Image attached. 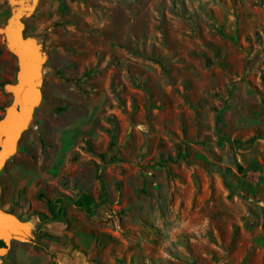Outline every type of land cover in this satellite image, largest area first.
<instances>
[{"label": "rangeland", "instance_id": "obj_1", "mask_svg": "<svg viewBox=\"0 0 264 264\" xmlns=\"http://www.w3.org/2000/svg\"><path fill=\"white\" fill-rule=\"evenodd\" d=\"M18 34L40 52V94L0 183L30 144L63 171L37 195L48 213L3 209L19 225L0 252L212 264L195 229L223 228L237 172L264 176V0H0V119L18 83ZM253 198L242 221L264 228V197Z\"/></svg>", "mask_w": 264, "mask_h": 264}, {"label": "crops", "instance_id": "obj_2", "mask_svg": "<svg viewBox=\"0 0 264 264\" xmlns=\"http://www.w3.org/2000/svg\"><path fill=\"white\" fill-rule=\"evenodd\" d=\"M31 146L33 145H27L24 150L19 149L5 171L0 194L1 206L5 211L17 214L28 210L48 213L47 202L39 200L37 195L41 188L47 186L49 189L57 184L63 170L57 164L54 169H45L43 160H52L53 156H43L41 151L37 155V150ZM261 174L260 167H249L244 173L237 172L234 178L236 192L231 201L225 195L226 190L223 191L225 205L221 211L230 215L227 222L223 223V228L219 224H213V230L208 229L215 230L214 233L206 228L195 229L200 231L199 238L195 239L197 244L205 247L199 251L201 261L212 264L219 261L225 264H263L264 228L260 226L253 229L250 223L242 221V217L250 211L253 197H264V176L261 178ZM25 217H29V214ZM40 219L36 218V227L40 224ZM31 222L34 223L33 220ZM30 226L32 225L26 227L31 230ZM13 244L17 249L10 247L5 254L0 252V264H38L36 257L40 255L34 246ZM254 247L257 252L250 256Z\"/></svg>", "mask_w": 264, "mask_h": 264}, {"label": "water", "instance_id": "obj_3", "mask_svg": "<svg viewBox=\"0 0 264 264\" xmlns=\"http://www.w3.org/2000/svg\"><path fill=\"white\" fill-rule=\"evenodd\" d=\"M17 40L15 51L20 58V71L18 83L13 88V101L0 119V170L14 153L40 94L35 84L34 69L40 52L35 45L24 42L19 34ZM18 225V220L3 210L0 198V240L8 247Z\"/></svg>", "mask_w": 264, "mask_h": 264}, {"label": "trees", "instance_id": "obj_4", "mask_svg": "<svg viewBox=\"0 0 264 264\" xmlns=\"http://www.w3.org/2000/svg\"><path fill=\"white\" fill-rule=\"evenodd\" d=\"M59 109H62V108H59ZM222 111L219 112V114L217 115V119L218 121H220L221 119V115H222ZM239 169H242V167L240 165H238ZM8 249V246L5 244V242L3 240H0V250H7Z\"/></svg>", "mask_w": 264, "mask_h": 264}, {"label": "bare ground", "instance_id": "obj_5", "mask_svg": "<svg viewBox=\"0 0 264 264\" xmlns=\"http://www.w3.org/2000/svg\"><path fill=\"white\" fill-rule=\"evenodd\" d=\"M11 221H14V220H11Z\"/></svg>", "mask_w": 264, "mask_h": 264}]
</instances>
